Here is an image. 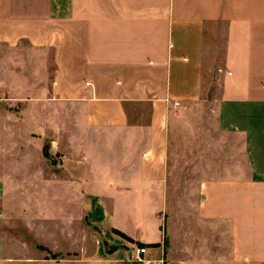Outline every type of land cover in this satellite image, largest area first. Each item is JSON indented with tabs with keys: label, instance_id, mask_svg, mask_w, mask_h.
I'll use <instances>...</instances> for the list:
<instances>
[{
	"label": "crops",
	"instance_id": "crops-1",
	"mask_svg": "<svg viewBox=\"0 0 264 264\" xmlns=\"http://www.w3.org/2000/svg\"><path fill=\"white\" fill-rule=\"evenodd\" d=\"M137 242L264 264V0H0V264Z\"/></svg>",
	"mask_w": 264,
	"mask_h": 264
},
{
	"label": "built area",
	"instance_id": "built-area-1",
	"mask_svg": "<svg viewBox=\"0 0 264 264\" xmlns=\"http://www.w3.org/2000/svg\"><path fill=\"white\" fill-rule=\"evenodd\" d=\"M146 251L147 247L137 246L133 251L132 260L139 264H155V261L145 257Z\"/></svg>",
	"mask_w": 264,
	"mask_h": 264
},
{
	"label": "rangeland",
	"instance_id": "rangeland-1",
	"mask_svg": "<svg viewBox=\"0 0 264 264\" xmlns=\"http://www.w3.org/2000/svg\"><path fill=\"white\" fill-rule=\"evenodd\" d=\"M221 33H223L222 30H220L219 36L217 38V40H218L217 41V43H218V45H217V52L218 53H221L222 52V48H223L222 45H223L224 38H223V35ZM90 256H92V255L89 253V262L92 261L91 258H90ZM69 258H71L72 261L74 260V257H69Z\"/></svg>",
	"mask_w": 264,
	"mask_h": 264
},
{
	"label": "trees",
	"instance_id": "trees-1",
	"mask_svg": "<svg viewBox=\"0 0 264 264\" xmlns=\"http://www.w3.org/2000/svg\"><path fill=\"white\" fill-rule=\"evenodd\" d=\"M45 153L48 155V148H47V147H45ZM115 231H116L117 233L121 234L123 237H125V238H127V239H130V240H133L131 237H129V236L126 235L125 233H123V232H121V231H119V230H117V229H115ZM137 244H138L139 246H144V243H142V242H137ZM156 244H157V243H156ZM154 245H155V244H154ZM40 248H44V247L40 246Z\"/></svg>",
	"mask_w": 264,
	"mask_h": 264
}]
</instances>
